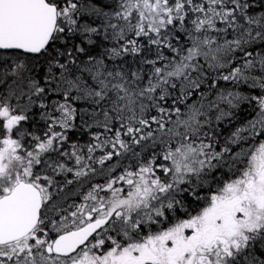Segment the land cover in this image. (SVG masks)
Instances as JSON below:
<instances>
[{
    "label": "snow or ice",
    "instance_id": "snow-or-ice-1",
    "mask_svg": "<svg viewBox=\"0 0 264 264\" xmlns=\"http://www.w3.org/2000/svg\"><path fill=\"white\" fill-rule=\"evenodd\" d=\"M0 264H264V0H0Z\"/></svg>",
    "mask_w": 264,
    "mask_h": 264
},
{
    "label": "trees",
    "instance_id": "trees-1",
    "mask_svg": "<svg viewBox=\"0 0 264 264\" xmlns=\"http://www.w3.org/2000/svg\"><path fill=\"white\" fill-rule=\"evenodd\" d=\"M252 115L251 108L245 106L242 108L236 115V118L233 120L232 124L225 122L222 126L223 136H227L234 129L235 126H239L247 119H250ZM77 138H80L79 136Z\"/></svg>",
    "mask_w": 264,
    "mask_h": 264
}]
</instances>
